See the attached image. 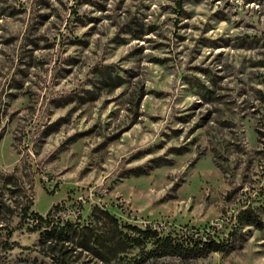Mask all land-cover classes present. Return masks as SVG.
I'll return each instance as SVG.
<instances>
[{"label": "rangeland", "instance_id": "374dc122", "mask_svg": "<svg viewBox=\"0 0 264 264\" xmlns=\"http://www.w3.org/2000/svg\"><path fill=\"white\" fill-rule=\"evenodd\" d=\"M56 203L233 230L188 264H264V0H0V264H58L21 221Z\"/></svg>", "mask_w": 264, "mask_h": 264}, {"label": "trees", "instance_id": "16d2710c", "mask_svg": "<svg viewBox=\"0 0 264 264\" xmlns=\"http://www.w3.org/2000/svg\"><path fill=\"white\" fill-rule=\"evenodd\" d=\"M22 209V223L39 232L40 243L49 248L48 253H52L58 264H75L70 254L77 250L92 254L100 264H150L162 258H175L188 264L234 248L233 230L219 226L203 230L191 226L165 232L151 224L122 221L101 206L93 209L91 219L85 223L63 217L60 203L51 206L46 214L30 206ZM236 223L260 225V220L247 207L236 215Z\"/></svg>", "mask_w": 264, "mask_h": 264}]
</instances>
